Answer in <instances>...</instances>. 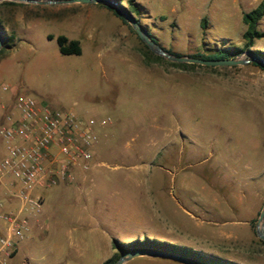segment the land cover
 <instances>
[{"label": "rangeland", "instance_id": "rangeland-1", "mask_svg": "<svg viewBox=\"0 0 264 264\" xmlns=\"http://www.w3.org/2000/svg\"><path fill=\"white\" fill-rule=\"evenodd\" d=\"M121 1L163 48L193 55L243 47L242 14L262 0ZM15 3L0 4V21L14 37L13 47L0 55V63L6 59L0 65V96L19 91L75 116H96L98 110V116L111 119L103 128L110 144L104 152L108 163L137 168L122 167L115 182L100 185L109 206L119 200L118 213L100 219V225L92 220L83 229L69 227L63 247L56 248L50 228L43 229L42 237L29 240L30 248L21 247L14 261L28 257L39 264H99L116 253L113 239L149 238L204 251L215 247L222 250L215 255L238 260L252 255L250 246L264 249L255 233L264 203V70L252 62L201 65L192 72L166 61L148 64L143 41L106 8ZM256 28L264 30V16ZM59 34L78 39L81 53L61 54ZM251 49L264 51V37L256 38ZM144 65L171 69L162 75ZM4 84L9 90L1 89ZM126 153L132 154L127 158ZM72 187L64 190L72 210L93 213L103 205L92 193L83 196ZM60 191L36 190L44 199L40 215L52 213ZM252 213L249 230L244 222ZM0 223L6 226L1 217ZM14 255H1L0 264ZM125 264L181 263L138 256Z\"/></svg>", "mask_w": 264, "mask_h": 264}, {"label": "built area", "instance_id": "built-area-1", "mask_svg": "<svg viewBox=\"0 0 264 264\" xmlns=\"http://www.w3.org/2000/svg\"><path fill=\"white\" fill-rule=\"evenodd\" d=\"M108 122L110 117L78 118L19 91L11 92L9 102L0 98V179H10V194L22 203L1 215L6 226L0 256L14 253L24 236L28 219L22 211L41 212L44 199L37 189L72 183L75 169L90 168L98 141L95 127Z\"/></svg>", "mask_w": 264, "mask_h": 264}, {"label": "crops", "instance_id": "crops-1", "mask_svg": "<svg viewBox=\"0 0 264 264\" xmlns=\"http://www.w3.org/2000/svg\"><path fill=\"white\" fill-rule=\"evenodd\" d=\"M56 4H63L67 6H71L74 4H77L79 6H84L82 4H92L99 8H106V7L99 5V3H87V2H67V3H56ZM106 9L108 10L110 14H113L111 10H109L108 8ZM119 21H120V18H119ZM77 36L81 37L83 40H86L88 42L92 41V39L83 37L82 35H77ZM68 38L76 39V38H70V37ZM130 53L132 55L136 54V53H133L132 51H130ZM5 60L6 59H4L3 61ZM3 61L0 63V65H2ZM6 64L7 63H5V65ZM144 67L150 68L153 71H156L157 73L162 74V75L168 74L171 69L170 67H165V66H146L144 65ZM197 68H202V67H199V66L192 67L190 68L189 72H192L194 69L196 71ZM183 71H186V69H184ZM1 73L2 72L0 69V74ZM0 98L6 102H9L11 98V92L5 95H1ZM98 113H99L98 110H95L96 116H91V117H95L97 119L104 118V117L98 116L99 115ZM76 117L81 118V119L88 118L86 116H76ZM105 117H109V116H105ZM110 122H111V119H110ZM103 128H104V125H98L95 127V130L98 134V141L93 146V159H92L90 168L87 171H83L81 169H75V179L72 183L57 186L58 188L61 189V191L60 193H58V195L55 198L52 213H41L40 215L39 213H29L30 211L29 209H26V210L24 209L22 211L21 215L27 217L28 225L25 230L24 236L20 240H18L16 243V250L14 251V254H15L14 257L10 258L6 264H17V263L39 264V263H35L34 261L30 262L31 258H28V257L27 258L24 257L23 259H20L17 261H14V258H16L19 249H22L21 247L30 248L31 244H28L29 240L33 241V239L37 237L38 238L42 237L43 233L41 231L43 229L46 230L47 228L48 229L50 228L51 233L53 235L54 246L56 248L63 247V246H60V244L62 243L61 241L63 240V235L65 234V232L66 231L69 232L68 230L69 227H76V225H78L80 226V228L83 229L85 227H89L91 225L92 220L96 221L95 222L96 225H100L101 224L100 219L105 218V220L107 221V217L109 214L111 217V213H118V211L121 209L119 200H116V201L114 200L113 203H111L112 205L109 206L107 203H109L110 201L106 202V200L102 199L101 195L103 194V191L100 188V185L102 183H107V184L111 183V181L115 182L114 180L118 179L119 177V174L118 175L116 174V171L118 169L122 167H124L125 169H132V168L136 169L137 164H131V163L110 164L108 163V160L104 157L105 156L104 152L107 151V147H109L108 145L110 144H108V142H106V140L104 139L106 137V134L104 133ZM130 154L132 153H128V154L126 153V157L129 158L131 156ZM107 167H109L108 169H110V172L104 171V168H107ZM135 176H138V174H135ZM71 186H73L72 189L75 187L76 190H79V192L83 196H88L92 193L91 195L94 197V199H97V201L100 200V202L101 201L104 202L103 205L94 209L93 213H83L82 211L72 210L73 205L69 201V198H67L66 194H64V190L65 189L70 190ZM21 206H22L21 201H19L18 198L10 194V179L9 178L0 179V213H3L5 209L17 210ZM36 214H39V215H36ZM255 215L256 213H252L249 220H246L244 222L247 224V226H249V230L251 229V224H252L253 219L255 218ZM216 223L218 224V221H216ZM90 229L91 228H89V230ZM1 230L3 231L2 232L3 234L5 231V227H3L0 223V231ZM94 231H96V229ZM94 231L93 233H95ZM223 232L233 237H235L236 235L235 232L221 231V233ZM84 233L85 232L83 231L82 234ZM80 240H82V238H80ZM96 240L97 239L95 238V241ZM248 248L247 249L250 250L252 255L250 257H245L244 260H238L235 258L234 255H231V254H226L227 255L226 258H222L218 255H215L212 252L222 251L215 247L205 248V251H204V248L203 249L198 248L197 250L210 253L222 259L232 261L238 264H256L258 261L264 262V249H260L258 247H253V246H250ZM106 259L107 257L103 259L99 264H103V262Z\"/></svg>", "mask_w": 264, "mask_h": 264}, {"label": "trees", "instance_id": "trees-1", "mask_svg": "<svg viewBox=\"0 0 264 264\" xmlns=\"http://www.w3.org/2000/svg\"><path fill=\"white\" fill-rule=\"evenodd\" d=\"M114 2L117 3H122L121 0H113ZM131 3H136L135 0H130ZM1 3L4 4H16L15 1L12 0H4ZM137 4V3H136ZM99 5L108 8L113 12L114 15L119 17L124 23H127V21L123 18L121 13L114 7H111L109 5L99 3ZM126 10L129 12H132L131 9L126 7ZM264 16V0H262L256 7L252 8L251 10L247 12H243L242 14V20L246 25V29L243 32V38L245 40L244 46L243 47H237V46H232V47H224V48H219L215 50H211L207 54H201V53H196L193 54V56L197 57H202V58H229L236 56L243 51H248L254 54H258L261 57L264 58V51L259 50V49H251V46L254 43V40L256 38L264 37V30H258L256 28L257 22ZM201 26L205 27L206 26V19L202 18L201 21ZM133 31V29L131 28ZM0 32L2 34L3 38V45L0 48V55L5 51L6 48H11L14 45V37L10 34L6 33V30L0 21ZM134 32V31H133ZM150 35V34H149ZM151 36V35H150ZM152 37V36H151ZM49 38H53L51 35H49ZM56 41L58 44V50L61 54L69 55V54H80L81 53V46L80 42L77 39H69L67 36L64 34H59L56 36ZM144 49L142 50V55L144 56L145 62L146 63H152V62H161V61H166L168 64L174 67H179V68H192V67H202L201 65L193 64V63H184V62H174V61H169L164 59L163 57L156 55L152 53L148 47L142 42ZM165 49V48H164ZM171 54L178 55L177 53L171 52L168 49H165ZM253 65L260 67L262 70H264V67H262L259 63L257 62H252ZM210 68V67H209ZM214 68V67H211ZM261 242H264L263 240H260ZM112 245L113 248L116 250V253L113 254L111 257L107 258L103 264H114L115 261L117 260L118 256L120 255L121 252H126L134 249H157V250H162L166 252H171L175 253L181 256H184L198 264H212V263H217V264H238L232 261H228L225 259H222L220 257H217L215 255H212L207 252H203L201 250L193 249L191 247L183 246V245H175L167 242H161L157 241L155 239H136L130 242H121L117 239L112 240ZM13 254V253H12Z\"/></svg>", "mask_w": 264, "mask_h": 264}, {"label": "water", "instance_id": "water-1", "mask_svg": "<svg viewBox=\"0 0 264 264\" xmlns=\"http://www.w3.org/2000/svg\"><path fill=\"white\" fill-rule=\"evenodd\" d=\"M1 1V0H0ZM19 2H34V3H67V2H87V3H103L111 7L116 8L123 18L129 23L131 28L135 31L137 36L143 41L148 49L156 55L163 56L170 61L193 63L198 65L217 67V66H234L241 65L250 62H257L264 67V58L258 54L246 52V56L241 57L239 55L229 58H202L193 55H175L166 51L160 44H158L153 37L143 28L139 21L133 16V14L126 10L122 3L114 2L113 0H12ZM3 45V38L0 32V48ZM255 233L257 237L264 241V203L260 209L257 223L255 227ZM138 256H150L167 258L177 261L181 264H198L184 256L166 252L157 249H134L126 252H121L114 264H125L129 260Z\"/></svg>", "mask_w": 264, "mask_h": 264}]
</instances>
